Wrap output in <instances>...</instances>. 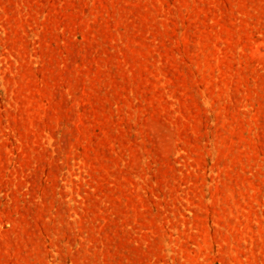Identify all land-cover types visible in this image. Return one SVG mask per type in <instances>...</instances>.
Wrapping results in <instances>:
<instances>
[{
	"label": "rangeland",
	"instance_id": "obj_1",
	"mask_svg": "<svg viewBox=\"0 0 264 264\" xmlns=\"http://www.w3.org/2000/svg\"><path fill=\"white\" fill-rule=\"evenodd\" d=\"M0 264H264V0H0Z\"/></svg>",
	"mask_w": 264,
	"mask_h": 264
}]
</instances>
